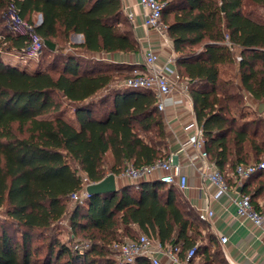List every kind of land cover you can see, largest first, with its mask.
<instances>
[{"label": "trees", "instance_id": "16d2710c", "mask_svg": "<svg viewBox=\"0 0 264 264\" xmlns=\"http://www.w3.org/2000/svg\"><path fill=\"white\" fill-rule=\"evenodd\" d=\"M162 1L176 69L189 84L210 160L225 178L239 164L263 161L264 117L246 94L264 100V0ZM13 8L32 22L40 13L36 30L55 50L45 44L40 59L28 54L31 42L14 30ZM0 33V264H117L114 243L142 233L180 246L182 259L196 247L191 264H229L174 185L144 180L72 199L84 177H117L128 163L143 167L170 154L154 91L123 87L95 98L125 72L144 68L65 52H138L122 0H0ZM74 33L84 41L71 42ZM64 103L77 124L65 117ZM242 191L261 211L264 168Z\"/></svg>", "mask_w": 264, "mask_h": 264}, {"label": "built area", "instance_id": "2783aa9c", "mask_svg": "<svg viewBox=\"0 0 264 264\" xmlns=\"http://www.w3.org/2000/svg\"><path fill=\"white\" fill-rule=\"evenodd\" d=\"M139 4L144 8L143 24L151 29H155L162 35H168V26L163 21L162 14L166 3L162 0H139ZM129 19H133V13L128 12ZM11 20L14 23V30L22 34H28L30 46L28 54L35 59H40L43 55L45 41L42 39L36 28L41 24L40 21H29L19 16L18 11L13 8ZM0 42L6 44V36L0 33ZM15 58V56H9ZM177 59V58H176ZM176 59H171L168 63L158 64V54L152 48H149L145 56L144 70L135 69L133 75L124 78L120 82L113 84L115 88H143L155 92L157 96V107L160 111L164 109V98L174 91L188 94L189 84L183 80L178 70L173 66ZM248 104H252L249 96L246 94ZM189 142L195 147L196 154L192 159L203 161L204 168L200 170V175L204 181L215 186L216 191L212 197L218 198L221 195H228L236 205L237 214L264 230V210H257L251 202L248 194L240 193L238 196L231 195V188L216 164L210 160L208 152L205 149V137L203 129L196 122V131L190 136ZM264 168V160L259 163H242L236 167V175L240 186L252 174ZM157 174V179L167 185H174L180 191L189 187L188 176L181 172L179 165L175 160V152H171L166 159H158L156 162L136 167L128 163L123 176L132 180L133 184L138 187L139 183L145 179ZM94 182L84 177L81 191L72 194L74 201H83L90 197L87 187ZM199 218L202 221H210L214 217V210L208 204L199 210ZM228 237L220 236V242L226 243ZM79 247V246H76ZM116 254L117 264H133L138 258H146L151 264H163L162 257L168 260L169 264H191V259L196 253V247L189 249L186 257L182 259L179 255L180 246L164 247L158 240L152 239L146 234H140L137 238L124 239L117 241L113 245Z\"/></svg>", "mask_w": 264, "mask_h": 264}, {"label": "crops", "instance_id": "0c3cea01", "mask_svg": "<svg viewBox=\"0 0 264 264\" xmlns=\"http://www.w3.org/2000/svg\"><path fill=\"white\" fill-rule=\"evenodd\" d=\"M124 14L128 17V12L133 13V19H129L133 35L140 45V50L135 53H87L82 49H74L77 55L105 60L113 63L136 65L145 67V56L149 48L158 54V64L168 63L171 59H176L177 54L169 35H162L155 29L146 27L143 24L144 8L139 4V0H122ZM40 13L34 15V20L40 21ZM84 41L83 35L74 33L71 35V42L79 44ZM71 52L65 49V52ZM264 57V52L259 53ZM176 68V63L173 65ZM185 80V79H183ZM238 82L240 76H238ZM253 109L264 117V112H258L260 101H253L249 98ZM168 137L169 153L175 152V160L181 172L188 176L189 187L181 191L184 199L198 212L208 204L214 210V217L210 221H204L206 226L204 235L210 232L217 237L218 246L221 248L224 258L229 264H264V230L254 224L251 220L240 217L236 212V205L228 195H221L218 198L212 197L215 193V186L204 181L200 175V170L204 168V163L200 159H192L196 154L195 147L189 142V138L196 131V117L191 97L188 94L174 91L164 98V109L161 111ZM231 188V195L238 196L243 193L242 186L238 181L235 172H230L226 176ZM117 186L133 184L132 180L120 175L116 177ZM155 181L157 174L145 179ZM246 180L244 181V183ZM243 183V184H244ZM260 210H264V196L257 198ZM65 223V222H64ZM226 235L228 241L220 242V236ZM204 242H207L205 239ZM163 264H169L165 257H162Z\"/></svg>", "mask_w": 264, "mask_h": 264}, {"label": "water", "instance_id": "95a60500", "mask_svg": "<svg viewBox=\"0 0 264 264\" xmlns=\"http://www.w3.org/2000/svg\"><path fill=\"white\" fill-rule=\"evenodd\" d=\"M41 22H42V16L40 17V23ZM45 44L52 50H55L56 48V45L51 41L46 40ZM258 112L259 113L264 112V100L259 102ZM117 190H118V186H117L116 175L112 172L109 173L107 176H105L102 180L98 182H94L87 187V191L91 195L110 193V192H115Z\"/></svg>", "mask_w": 264, "mask_h": 264}, {"label": "rangeland", "instance_id": "374dc122", "mask_svg": "<svg viewBox=\"0 0 264 264\" xmlns=\"http://www.w3.org/2000/svg\"><path fill=\"white\" fill-rule=\"evenodd\" d=\"M66 49H69V48H66ZM71 52H72L73 54L76 55L75 50H71ZM80 56H83V55H80ZM84 57H85V56H84ZM86 58L92 59L91 57H86ZM46 59L50 60V59H51V56H50V55H47V56H46ZM93 59H95V58H93ZM112 68H115V67H112ZM124 75H126V76L133 75V72H132V73H130V72H129V73L125 72ZM124 75H123V76H120V77H119L120 80H118V81H116V82H120V81H122V80L124 79V78H123ZM116 82H114V83H116ZM114 83H113V84H114ZM113 84L110 85L107 89L101 91V92H100L95 98L97 99L98 97H101V96H103V95H105V94L110 93L113 89H116V88L113 86ZM64 107H65V111H64L65 117L68 118V119H70V120H72V121H74V122L77 124V119H76V117H75V113H74V108H73V106L70 105V104H68V103H64ZM107 161H108V159H107ZM118 187H119V186H118ZM3 219H4V215L2 214V212H0V220H3ZM140 233H141V232H140ZM140 233H139V234H140ZM70 235H71L70 232H68L67 229H65V230L63 231V233L60 235V238H61L62 240H64V241H66V240L69 239Z\"/></svg>", "mask_w": 264, "mask_h": 264}]
</instances>
